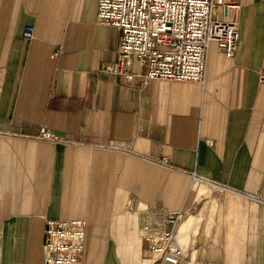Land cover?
<instances>
[{
	"label": "crops",
	"instance_id": "0c3cea01",
	"mask_svg": "<svg viewBox=\"0 0 264 264\" xmlns=\"http://www.w3.org/2000/svg\"><path fill=\"white\" fill-rule=\"evenodd\" d=\"M97 1L0 0V264H43L71 218L78 264H159L170 229L180 264H264V0L216 9L236 53L211 42L201 84L103 72L120 31Z\"/></svg>",
	"mask_w": 264,
	"mask_h": 264
},
{
	"label": "built area",
	"instance_id": "2783aa9c",
	"mask_svg": "<svg viewBox=\"0 0 264 264\" xmlns=\"http://www.w3.org/2000/svg\"><path fill=\"white\" fill-rule=\"evenodd\" d=\"M241 0H98V20L120 31L117 57L106 63L102 71L120 74L130 80L144 79L190 81L201 84L206 71L208 46L215 42L229 58L236 53L238 22L218 19V7L237 11ZM34 27L27 25L23 37L31 39ZM137 59L140 71L134 74L129 66ZM264 80V74H260ZM42 137L53 139L47 130ZM171 218L172 227L180 218ZM87 221L83 218L48 220L44 229L43 264H78L84 251ZM150 248L159 264H180L183 249L175 242L170 229L151 236Z\"/></svg>",
	"mask_w": 264,
	"mask_h": 264
}]
</instances>
